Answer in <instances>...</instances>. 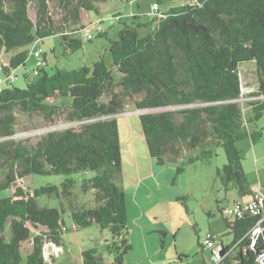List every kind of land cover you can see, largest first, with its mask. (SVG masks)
<instances>
[{"label": "trees", "instance_id": "obj_1", "mask_svg": "<svg viewBox=\"0 0 264 264\" xmlns=\"http://www.w3.org/2000/svg\"><path fill=\"white\" fill-rule=\"evenodd\" d=\"M106 1L59 0L68 14L65 20L73 25L80 23L82 9L99 12L97 4ZM31 3L36 20L29 14ZM49 3L0 0V55L19 49L0 67V74L13 73V68L28 57L23 48L50 35L62 34L67 51L82 47V40L73 36L75 32L55 21ZM159 11L156 27L146 34L141 32L146 24L125 22L117 37L109 39L110 63L101 57L91 66L54 71L43 64L35 79L25 75V87L0 88V139L17 132V111L39 114L47 121L63 117L74 123L48 131L35 144L13 138L0 140V264H49L45 247L48 241L60 245L66 229L65 201L75 225L98 224L111 232L112 264H123L132 244L126 194L115 181L123 170L116 115L128 98H133L137 109L181 106L140 113L148 151L157 163L165 164L168 158L186 153L185 162L177 168L182 172L185 163L210 160L215 147L222 146L227 163L218 168L221 181L241 198L252 195L237 143L248 137L249 121L263 115L264 98L248 102L254 111L248 118L239 102L243 95L240 66L255 61L258 84L252 95L264 96V0H197ZM197 148L200 153L193 154ZM88 170L96 173L83 177L78 187L83 193L93 190L95 203L85 207L77 202L78 179L73 174ZM53 174L66 178L32 190L16 184L28 175ZM45 194L62 200L61 207L40 205L37 198ZM257 220L250 214L234 221L227 219L233 234L231 245L240 240L239 262L233 264L256 263L262 239L251 247L246 234ZM30 225L35 229L45 226L46 231L33 234ZM31 238L32 249L23 254V244ZM82 255L84 264H105L95 248L83 250Z\"/></svg>", "mask_w": 264, "mask_h": 264}, {"label": "rangeland", "instance_id": "obj_2", "mask_svg": "<svg viewBox=\"0 0 264 264\" xmlns=\"http://www.w3.org/2000/svg\"><path fill=\"white\" fill-rule=\"evenodd\" d=\"M157 0H108L99 2V12L82 9V19L78 25L66 21L67 12L60 5L59 0H50V8L55 21L62 23L68 32H75L74 37L82 40V47L67 51L62 34H54L28 44L23 49L28 50L25 63L13 68L14 81L7 80V74L1 72L0 87H25L27 77L33 80L37 77L38 68L43 64L48 71L56 68L74 69L83 65L91 66L94 61L103 57L111 62V53L108 50L109 39L117 37L119 31L125 27V22L132 20L142 22V34L152 31L158 19L151 14L153 2ZM186 3V0H161V9H170L173 6ZM132 13L137 14L133 19ZM29 14L36 20V9L33 3ZM119 17L123 19L119 21ZM127 18L128 21L125 20ZM105 31L100 34L98 26ZM91 34L92 38L88 35ZM41 50V56L36 57L34 52ZM19 49L3 51L0 55V67L9 63L10 57ZM44 58H47L45 60ZM255 61L243 62L240 66L243 95L239 102L243 106L248 118L254 115L249 105L250 100L264 98L255 96L258 78ZM119 74V73H118ZM10 82V83H8ZM181 106L161 108L137 109L133 98L125 100L122 111L116 115L122 135V173L116 178V183L125 191L128 210V239L132 249L125 255L123 264H176L180 262L179 254L184 261L190 264H202L209 261L211 251L203 249L199 244L207 232L217 234L225 244L233 241V234L227 225V209L237 199H241L233 188L226 189L218 176V168L227 163V156L222 146L215 147V154L210 160H198L194 163H185L184 171L177 172L183 165L187 155L178 158L170 157L165 164L160 165L153 158L147 147L142 131L140 113L157 112L166 109H177ZM18 122L16 133L5 139L23 140L27 144H35L44 134L51 130H60L74 125L63 117H56L54 121H47L39 114H23L17 111ZM248 137L240 140L237 145L242 150L243 167L251 181H264V113L259 119L249 121L246 125ZM193 154L200 153V148L193 150ZM95 171L88 170L73 174L78 181L75 192L80 206H94V193H83L79 185L83 177H91ZM66 178L64 174L28 175L18 179L16 184L26 189L47 183H61ZM15 189L13 186L12 191ZM249 196L243 199H249ZM37 201L42 206L61 207V201L55 196L41 195ZM63 202V201H62ZM77 203V204H78ZM64 226L57 246L51 241L47 243L45 257L49 264H84L82 251L95 248L105 264H112L115 252L109 248L113 241L111 232L101 228L98 224L87 227L75 225L71 217V209L65 201ZM33 234L46 231V227L39 225ZM11 234L7 227L6 235ZM32 249V238L25 241L22 247L23 254ZM186 264V263H184Z\"/></svg>", "mask_w": 264, "mask_h": 264}, {"label": "built area", "instance_id": "obj_3", "mask_svg": "<svg viewBox=\"0 0 264 264\" xmlns=\"http://www.w3.org/2000/svg\"><path fill=\"white\" fill-rule=\"evenodd\" d=\"M197 0H186V3H191ZM160 5L155 2L152 5L151 14L160 15ZM98 29L101 31L103 27L98 26ZM89 38H92V35H88ZM42 51L36 50L34 55L36 57L41 56ZM15 76H12V73L7 77V80L14 81ZM1 88V87H0ZM253 193L249 199H237L235 200L230 207L227 209V218L230 221H234L236 218H243L247 214L258 217L257 222L252 227V229L246 234L251 239V247H254L259 239H262L263 247L257 253L256 263L255 264H264V187L261 182L254 184L252 186ZM238 243L231 245L225 244V242L220 239L217 234L207 232L200 241V245L203 249L210 250L211 256L208 261V264H233L238 263L239 259L237 254L239 251ZM47 247V246H46ZM59 246H57V253H59ZM46 256L50 255L45 250ZM176 264H184L176 263Z\"/></svg>", "mask_w": 264, "mask_h": 264}, {"label": "crops", "instance_id": "obj_4", "mask_svg": "<svg viewBox=\"0 0 264 264\" xmlns=\"http://www.w3.org/2000/svg\"><path fill=\"white\" fill-rule=\"evenodd\" d=\"M154 3H155V2H153V4H154ZM160 10H162V9H161V5H160ZM168 10H169V9H165V10H162V11H168ZM151 11H152V9H151ZM151 11H150V12H151ZM134 15H137V14L132 13V17H133ZM118 19H119V21H120V20H122L123 18H122V17H119ZM125 20L128 21L127 18H125ZM103 28H104V27H103ZM120 132H121V135H122L121 128H120ZM122 150H123V145H122ZM250 181H251V180H250ZM259 182H261V181H260V180L257 181L256 179H255V181H251L252 186H253L254 184L259 183ZM261 183H262V182H261ZM262 185H263V183H262ZM249 197H251V195H249ZM243 198H246V197H243ZM201 239H202V238L198 239V240H199V244H200ZM183 254H184V253H181V254H179V255L184 256ZM179 261H180V262H177V263H181V262H183V263H186V264H190V262H186V261H184L183 257H182V259H180ZM202 264H208V261L203 260Z\"/></svg>", "mask_w": 264, "mask_h": 264}, {"label": "water", "instance_id": "obj_5", "mask_svg": "<svg viewBox=\"0 0 264 264\" xmlns=\"http://www.w3.org/2000/svg\"><path fill=\"white\" fill-rule=\"evenodd\" d=\"M46 248V247H45ZM45 257H46V252H45Z\"/></svg>", "mask_w": 264, "mask_h": 264}]
</instances>
